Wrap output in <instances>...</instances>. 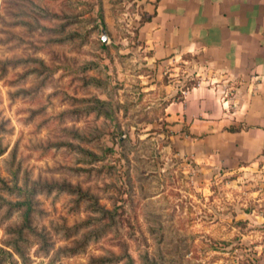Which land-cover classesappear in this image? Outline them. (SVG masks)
<instances>
[{
    "label": "rangeland",
    "instance_id": "rangeland-1",
    "mask_svg": "<svg viewBox=\"0 0 264 264\" xmlns=\"http://www.w3.org/2000/svg\"><path fill=\"white\" fill-rule=\"evenodd\" d=\"M139 6L0 0V264H264V170L176 155L164 107L180 76L143 59ZM16 184L36 189L26 263L6 245Z\"/></svg>",
    "mask_w": 264,
    "mask_h": 264
},
{
    "label": "crops",
    "instance_id": "crops-1",
    "mask_svg": "<svg viewBox=\"0 0 264 264\" xmlns=\"http://www.w3.org/2000/svg\"><path fill=\"white\" fill-rule=\"evenodd\" d=\"M138 1L143 59L180 76L164 107L176 155L198 172L264 170V0Z\"/></svg>",
    "mask_w": 264,
    "mask_h": 264
},
{
    "label": "trees",
    "instance_id": "trees-1",
    "mask_svg": "<svg viewBox=\"0 0 264 264\" xmlns=\"http://www.w3.org/2000/svg\"><path fill=\"white\" fill-rule=\"evenodd\" d=\"M104 45L106 46L107 44L104 43ZM65 187V185H51V186H48V189L49 191L51 190H55V189H59L60 190H63V188ZM12 191L16 190L17 191V196L20 197V198H23V201H18L17 203H10V207H18V208H22V207H26L24 212H23V218H24V222L23 224L16 229V231L14 230L13 232L15 233V236L13 237V239L9 240L6 245L11 247L13 249V252L15 254H17L19 256V258L22 259L23 262H27L28 259H27V256L24 252V249L22 247V243L25 242V239H24V236L27 234V233H31L32 235L33 234H36L38 235L39 233L37 232V230L35 229V227L32 225L31 223V213H32V210H33V195L35 194L36 192V189L35 188H32V189H28V188H21L20 186H18L17 184L15 185V188L11 189ZM74 189L71 190V192H73ZM100 210L102 212H104V215L107 214L106 213V210L100 208ZM10 212H12V210H10ZM114 215V214H113ZM105 227L104 226L102 229H100L99 233H95L96 234V238L99 239L101 234H103L105 232ZM41 239L42 240H45L46 241V237L41 235ZM91 236V234H90ZM90 238V237H89ZM89 240V239H88ZM46 244V243H45ZM0 252L5 256V255H8V256H11L13 255L10 251H4V249L0 248ZM146 257V255H145ZM99 263H102V262H107V261H98ZM110 262H114V260L110 261ZM125 264H133V260L132 258L129 256V255H126V262ZM151 264V263H150Z\"/></svg>",
    "mask_w": 264,
    "mask_h": 264
},
{
    "label": "water",
    "instance_id": "water-1",
    "mask_svg": "<svg viewBox=\"0 0 264 264\" xmlns=\"http://www.w3.org/2000/svg\"><path fill=\"white\" fill-rule=\"evenodd\" d=\"M103 41H104V42H107V35H104V36H103Z\"/></svg>",
    "mask_w": 264,
    "mask_h": 264
}]
</instances>
